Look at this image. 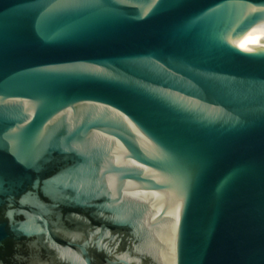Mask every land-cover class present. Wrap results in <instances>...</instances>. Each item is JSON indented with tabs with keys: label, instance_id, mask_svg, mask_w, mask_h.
<instances>
[{
	"label": "water",
	"instance_id": "95a60500",
	"mask_svg": "<svg viewBox=\"0 0 264 264\" xmlns=\"http://www.w3.org/2000/svg\"><path fill=\"white\" fill-rule=\"evenodd\" d=\"M0 264H264V0H0Z\"/></svg>",
	"mask_w": 264,
	"mask_h": 264
}]
</instances>
